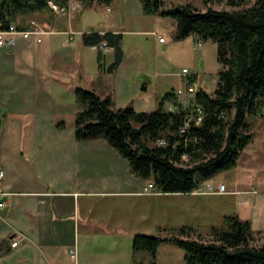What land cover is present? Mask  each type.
Instances as JSON below:
<instances>
[{
    "label": "crops",
    "instance_id": "1",
    "mask_svg": "<svg viewBox=\"0 0 264 264\" xmlns=\"http://www.w3.org/2000/svg\"><path fill=\"white\" fill-rule=\"evenodd\" d=\"M116 3L72 0L64 10L49 3L19 13L13 22L24 19L29 27L36 20L42 39L16 33L14 43L0 46V241L9 239L0 264H131L137 232L168 234L160 226L183 223L196 228L193 236L202 228L206 235L211 224L233 212L264 232V191L226 186L222 192L211 176L198 186L213 190L172 192L206 195L204 204L186 198L181 206L171 200L156 205V197L170 192H145L152 179L136 174L106 138L76 137L75 116L82 108L76 88L112 100V75L124 62L110 71L115 49L102 46L104 65L99 67V48L83 41L91 30L123 32ZM183 210L190 217L186 222ZM13 237L20 238L15 246ZM142 261L147 264L148 255Z\"/></svg>",
    "mask_w": 264,
    "mask_h": 264
},
{
    "label": "trees",
    "instance_id": "2",
    "mask_svg": "<svg viewBox=\"0 0 264 264\" xmlns=\"http://www.w3.org/2000/svg\"><path fill=\"white\" fill-rule=\"evenodd\" d=\"M50 1L67 6L72 0H0V19L6 25L17 21V14L42 10ZM99 1L109 4L112 0ZM141 3L145 13L159 12L176 18L175 39L196 33L203 39L211 37L217 41L221 63L217 86L213 91L200 86L187 107L177 101L174 91H167L159 107L152 111L137 110L131 105L115 108L109 96L77 87L76 96L82 108L75 116V135L78 139L106 138L128 159L132 170L151 178L160 192H191L201 180L234 166L252 139V132L244 128L246 117L264 105V0L246 6H241L243 0H230L239 7L208 6L205 10L190 3L162 9L163 0ZM26 24L24 19L18 20L19 26ZM123 38V32L114 31L91 30L83 34L86 44L105 41L106 46L114 47L110 71L123 59ZM104 55L99 47V67L104 65ZM170 100L175 102L173 110L165 105ZM197 104L204 110L201 123L192 121L181 130ZM159 138H164L165 143H159ZM160 227L171 232L134 235L131 264L143 263L135 255L141 249L148 250L150 264H156L162 241L182 248L189 264H264V236L261 243H253L256 232L251 220L237 212L224 214L223 223L211 224L206 235L193 236L196 228L190 224ZM8 241H0V254L9 249Z\"/></svg>",
    "mask_w": 264,
    "mask_h": 264
},
{
    "label": "rangeland",
    "instance_id": "3",
    "mask_svg": "<svg viewBox=\"0 0 264 264\" xmlns=\"http://www.w3.org/2000/svg\"><path fill=\"white\" fill-rule=\"evenodd\" d=\"M243 1L244 4L241 6L250 5L255 0ZM189 3L199 10H205L212 5L228 9L239 7L232 5L230 0H163L161 8L171 9ZM115 5L118 27H121L120 29L124 33L122 46L125 52L122 68L115 76L112 75L116 84L115 92L112 95L115 108L131 105L137 110H155L159 107L162 96L167 91L175 92L177 88L183 87L185 78L191 74L198 75L197 84L202 81L204 75H209L210 81L205 87L208 91H213L216 88L221 63L218 60L215 39L211 37L202 39L201 47L197 46L199 36L195 33H190L183 39H175L173 35L176 31V18L159 12L145 13L141 0H117ZM158 34L163 35L166 41H160ZM105 60L107 63L110 61L107 57ZM184 67L188 68L187 72L183 71ZM143 82H145L146 88L142 87ZM176 97L177 101L185 100V96L176 95ZM190 98H192V94L184 102L189 103ZM168 102L166 101L165 105ZM245 123V131L252 132V139L244 147L234 166L220 170L212 176L218 181V186L223 182L227 189L233 187L252 189L254 187L253 189H256L254 192H262L264 191V105L258 106L254 112L249 113ZM135 125L138 124L135 123ZM150 143L153 144V142ZM185 158L187 159V157ZM175 194L170 192L160 195L156 197L154 203L156 205L163 204L171 200L173 205L181 206V200L184 201L186 198L191 201V204H204L208 199L206 195H196L198 197L188 195L186 197ZM186 211L181 212L184 222L190 218ZM173 213L179 215V213ZM222 223L223 220L220 224ZM199 231V234H203L206 229L202 228ZM165 232L169 233L171 229H166ZM146 233L159 234L160 232L150 230ZM255 234L256 237L252 242L261 243L264 232ZM142 255H148L146 263L150 264L149 251L141 249L139 260H142ZM156 264L189 263L184 260L182 248L171 242L162 241L158 247Z\"/></svg>",
    "mask_w": 264,
    "mask_h": 264
},
{
    "label": "built area",
    "instance_id": "4",
    "mask_svg": "<svg viewBox=\"0 0 264 264\" xmlns=\"http://www.w3.org/2000/svg\"><path fill=\"white\" fill-rule=\"evenodd\" d=\"M50 4L52 5V7L55 10H60V9L64 10L66 8V6H59L58 4H56V3L52 2V1H50ZM76 4H79V2L77 1ZM43 31L44 30H42L41 26L39 25V23L36 20H31L29 27H20L16 23H14L13 21L9 22V23H7L5 25L4 22L0 19V46L8 44V43H14L15 37H13L12 35L16 34V33H21L24 37H29L31 35H34L36 40L40 41L42 39V35L41 34L43 33ZM158 38L162 42L166 41V38L163 35H161V34H158ZM202 39L203 38L200 37V36L197 38V46H199V47L202 46V44H203ZM93 46L98 47V48L102 47V46L104 47V46H106V42L102 41V42H100V44H93ZM183 71L187 72L188 68L184 67ZM209 81H210V76L209 75H204L202 81L199 84H197L198 75L197 74L188 75L185 78L184 86L177 88V90L175 91V94L177 96H185V100L188 99V96L190 94H192V98H193L196 90L200 86H204L205 87V85H208ZM185 100L182 101V104L185 107H187L189 104L185 103L184 102ZM166 107L169 110H173L175 108V102L170 100L167 103ZM203 116H204V110H203V108L200 105L197 104L195 106V108L189 113L188 119L186 120L185 125H183L181 127V130H184L189 125V123L192 122V121L195 124L201 123V121L203 119ZM158 142L159 143H165V139L164 138H159ZM186 156L187 155L185 154L184 157H186ZM3 174H4L3 170H0V177H2ZM209 189L213 190V186L209 185L208 188H204L203 186H198L195 189H193V191L194 192H206ZM225 189H226V185L224 183H221L219 185L218 190L225 191ZM253 190H256V189H253ZM144 191L145 192H158V190L156 188V185L154 184L153 180L149 181L145 185ZM19 242H20V238L19 237L11 238V245L12 246L17 245ZM71 255L73 257H75L76 252H75L74 249H71Z\"/></svg>",
    "mask_w": 264,
    "mask_h": 264
},
{
    "label": "water",
    "instance_id": "5",
    "mask_svg": "<svg viewBox=\"0 0 264 264\" xmlns=\"http://www.w3.org/2000/svg\"><path fill=\"white\" fill-rule=\"evenodd\" d=\"M142 87H143V88H146V84H145V82H143Z\"/></svg>",
    "mask_w": 264,
    "mask_h": 264
}]
</instances>
